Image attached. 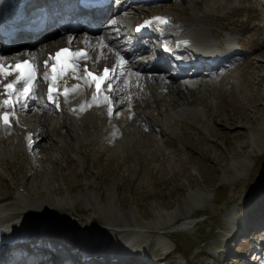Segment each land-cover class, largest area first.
Listing matches in <instances>:
<instances>
[{"label":"rangeland","instance_id":"rangeland-1","mask_svg":"<svg viewBox=\"0 0 264 264\" xmlns=\"http://www.w3.org/2000/svg\"><path fill=\"white\" fill-rule=\"evenodd\" d=\"M73 1L64 7L73 9ZM147 5H119L113 19L126 15L129 23L114 28L117 21L113 25L105 21L96 36L108 37L123 47L116 37L126 41L124 34L130 36L132 24L143 18L140 8L160 10L157 13L173 10L176 14L170 15L171 19L183 22L189 14L207 11L209 19L192 27L191 32L202 33L213 46H225L216 52L223 65L212 72L213 65L205 68L206 76L198 70V78L188 80L196 84L192 94L181 86L185 91L182 95L174 90L162 96L156 92L157 83L153 84V94L162 99L156 105L147 103L140 112L159 114L158 122L147 123L138 113L134 117L142 128L154 127L143 139L144 147L151 143V151L135 144L139 128L128 118L137 105L133 99L111 120L98 115L96 127L80 121L74 128L57 105L49 106L42 115L16 110L17 125L8 127L12 131L4 133L0 127V196L5 198L0 208L7 213L5 222L0 223V245L8 248L6 255L0 254V264H25L22 254L32 261L51 247L60 249L47 252L49 262L55 261L58 251L76 260L83 253L91 256L103 249L124 258L120 264H264V0H160ZM51 7L60 9L57 3ZM211 20L221 22L224 28L213 31L216 26L209 23ZM62 29L59 25L43 42L36 43L35 59L65 44L67 37L73 40L74 36ZM81 30L85 31L80 29V36H75L71 45L81 46L79 38L87 33ZM173 37L167 39L173 41ZM228 41L233 58L225 51ZM87 47L90 52L95 50L90 58L93 65L100 63V68L105 62L116 63L112 54L97 60L98 49L93 44ZM120 51L117 57L127 58ZM88 59L82 60L84 66ZM132 62L130 58L131 68L119 67L124 78L108 88L120 96L114 98V104L134 94H128L132 87L129 76L140 72ZM83 87L82 96L86 94ZM2 89L0 85V93ZM144 92L139 90V99ZM193 96L194 102L190 101ZM33 98L45 104L43 93ZM170 101L176 102L172 106ZM64 102L58 100V108L64 110ZM234 103L240 110L234 109ZM205 106L210 109L207 113ZM220 111L233 118L235 125L212 118ZM55 128L60 130L55 133ZM126 128L134 133L122 135ZM240 133L246 138H238ZM27 136L31 138L29 146ZM137 146L141 149L134 152ZM40 209L48 212L40 218L32 214ZM64 212L74 213L77 220Z\"/></svg>","mask_w":264,"mask_h":264},{"label":"bare ground","instance_id":"bare-ground-1","mask_svg":"<svg viewBox=\"0 0 264 264\" xmlns=\"http://www.w3.org/2000/svg\"><path fill=\"white\" fill-rule=\"evenodd\" d=\"M44 2H43V4H44ZM51 2H56L57 4L60 5V9H57V10H62V11L65 10L64 13H63L64 19H66L67 16H75L74 10H72V9H69L68 10L67 8L64 7L66 5V3H65L64 0H50L49 3H51ZM51 6H50V10H48V13L53 12V10H51L52 9ZM195 6L197 7L196 4H195ZM116 10H117V12L120 11V9L118 7H116ZM156 11L159 12L160 10H156ZM175 14L176 13L173 10H166L165 12L164 11L163 12L161 11V13H160V15L158 17L159 18H163V19L164 18H169L170 20H172L170 15H172V17H175ZM80 16H78L77 19H81ZM208 16L209 15H208L207 11H204L202 14H200V13L198 14L197 12L196 13L194 12L191 15L189 14V16L185 19L184 22L183 21H178V20L175 21L174 18H173V20H172L173 22H172L171 26L168 27L166 29V31L164 32L165 37L166 36H169L172 33L180 35V37L177 38L176 40H177V42L180 43L181 49L183 51H188L189 53H193L195 51H198V52H201L202 53V55L204 56V59L201 58V59L197 60L196 65H195L196 67H199V66L209 67V66H212V65L215 66L214 63H217V62L223 60V59H220V57L217 55L216 52H217L218 48L220 49V51L224 50L225 48H223V47H225V46H223V47L222 46L221 47L213 46L208 40H206L204 37H202V35H203L202 33L200 34L199 32H197V33L191 32V28L192 27L194 28V26L197 25L198 23H201L202 21L209 19ZM155 18L156 17H154V16H148V19H150V20L151 19H155ZM49 19H51V18H49ZM181 19H183V18H181ZM158 21H160V20H158ZM63 22H64V20H63ZM123 22L126 25L129 23V19H128V17L126 15L121 16L120 20H117V23H115V25H117V27H118V26H120V24H123ZM175 22H177V24H175ZM66 23H67L66 26H62L61 25L62 22L56 23V25H54L53 31H55L58 28V26L61 25L62 27H64V29H62L63 30V33H65V28H66L67 34H69V36H72V37L74 36L73 40H71V41H74L75 36H78V35H76V32L79 33L80 32V29H84L88 34H87L86 37L83 36L82 38H79V42H80L81 46L78 47V49L84 48L85 46H83V45L90 46V45L93 44V48L98 49V57H97V60H106V58L108 59L109 54H112L111 55L112 58L116 59V61H115L116 63H114L111 67L108 66L109 68H112L114 70V68L116 66L124 67V68H127V69L130 67L131 64H130L129 54L128 55L127 54H124L123 57L127 56V58H125L127 60H125V61H123L124 59L122 60L120 56L117 57L118 55H120L119 53L122 52V51H120V48H119L120 45L114 44V42H112V40H110V38L105 37V36L102 37L101 39L94 38L92 36V32L90 31V26H88L89 24H86L84 22L83 23L80 22V23H78V25H75V23H72V22H66ZM209 23L211 25H215L216 26V28H214L213 31H217L218 29L224 28V26L221 24V22L219 23L217 21L211 20ZM46 24L47 25H50V26L52 25V24H50V20H48ZM54 34H56V33L54 32L52 34V36ZM45 37L46 36L43 37V33L39 34L37 38H42V39H38L37 42H41V41L43 42L45 40L44 39ZM67 38H68V41H66V45L65 46H69V44L71 42L70 41L71 37H67ZM134 46L135 47H134V51L133 52H136V48H138V47L136 45H134ZM0 47L4 48V51L5 52L10 51L11 48H12V46L9 47V48H6V47H4L3 44L0 45ZM47 47H48V43L45 44V48H47ZM114 48H115V51L116 52L113 51ZM225 51L228 52L229 56H230V54H232L233 49H232V47L230 45V41H228V45H227V48H226ZM216 56H218V57H216ZM4 59L5 58L0 57V62L7 63L6 61H4ZM42 60H44V59H42ZM142 61L143 62H141V64H138V62H140V61H137L136 64H138V65L135 64V67H134V69L137 72H140V74L137 75L134 72L132 73V77L133 78L131 79V83H130V85L132 87L131 86L130 87L133 88V89L131 90V88H129V93L128 94H131L133 92L134 93L133 96L130 97V96L126 95V96L122 97V101H120L119 104L118 103L117 104H114L115 102L113 104H109L108 101H106V99H104L105 94H106V93H104L105 91L101 92V94H100L101 95L100 101L99 100L98 101L95 100L94 99V95L92 94L91 84L84 77L86 75V72H87L85 70V66H82L81 68H77V71L74 72L72 74V76H70L71 78L70 79L68 78V85H67V87L66 88L64 87V89H68L67 95H65V96H59L58 97V98L63 99V100L65 99L66 100L65 102L68 104L66 106V110H69V112L66 113V115H67V117L69 119L68 124H70L73 127L74 126L76 127V124L78 122H79V124L81 122H84V123H88L90 127L91 126L92 127H96L95 126L96 125L95 120L98 118V115L106 116V118L108 120H111V118L114 117V114L117 113L120 110V108L124 105L125 102L126 103H129V105H130V103H131V101L133 99V100L136 101L137 105H136V107L133 110L130 111L128 118L131 117V118H129L130 119L129 120L130 123H134L135 126L137 125L138 128H139V129H137V130H139L138 131L139 136L135 140V144H138L140 146L145 145V142H143L144 141L143 139L147 136V134L149 133V130L151 131L152 128H154V127L150 125V127H148L147 130L144 129V128H142L140 126V124H138V122H136L137 120L134 121V117H136L135 116V113H138V117H141L147 123L150 120H154V119L158 122L157 118H159V114H154V113L152 114L151 112H150L151 114H145L143 112H140L142 110L141 108L143 106H146L147 103L152 102L153 105H156V104H158L157 102H159L162 99V97H161V99H158L159 98L158 97L159 95L157 96L155 93L158 92L159 94H162V96H163L164 95L163 94L164 92H168L169 93V92L173 91V93H174V90H175V92H177L180 95L181 93L183 94L185 92V91L182 92V89H181V86H184L185 87V90L189 88V91L188 92L192 94L194 92V90L191 89V88L193 86H195L196 84H193L192 82H189L188 80H182V79H185L186 78V76L184 75V73L181 74V75H173L172 73H169V74H167V73L166 74H161L159 72L165 71L164 68H162V69H160L159 67L154 68L153 66H151V62H153L152 60L150 61V60L146 59L145 61L144 60H142ZM109 63H108V65H109ZM220 64H222V62H219L218 63V65H220ZM104 66H107V64L105 63ZM9 67H7L6 64L4 65L3 70L0 72V82H4L5 81V84L14 83L15 77H14V75L12 73L9 72ZM93 69L94 68H92L90 66L89 70H93ZM198 70H200V69H197L196 70V73H197ZM165 72H168V71H165ZM144 73H146L149 76L144 75ZM74 76H77L80 84H82L85 87V90L84 89L83 90H84V92L86 91V95L80 97V91H78L75 88V85L76 84H74L73 83V80H72ZM183 76H185V78H183ZM129 77H131V76H129ZM178 79H180V81H183V82H179ZM143 83H146V85L143 86ZM154 83H157L158 87L156 88L157 91L153 94V92H154L153 84ZM140 89H142V90L145 89V92H144V96L139 99V97H140L139 90ZM120 90H121V94H122V91L123 90L122 89H120ZM1 92L4 93L5 96L7 95V97L12 95V93L8 89H5V90L2 89ZM33 95L34 94L29 95V94L24 93V95L22 97V100H19L18 103H16V101H15V98L16 97H13L12 102H9L8 105H5V99H4V101L2 100L0 102V106H1L0 107V111L3 112V111L6 110L9 113H11V111H9V110H12V111L13 110H20V111H24V112H28V111L33 110V111L39 112V114H41V112H44V111H49V110H47L48 107H49V105H48L49 103L46 101L45 102L46 105L45 104H40V103H38V102H36L34 100ZM187 95H189V94H187ZM109 96H111V95L108 94V97ZM114 97H116V95H114ZM119 97L120 96H117V98H119ZM182 97H184V96H182ZM45 99H46V95L44 94V100ZM188 100L189 99H185V98H181L180 99V101H184V102L185 101H188ZM190 101H192V102L195 101L194 100V96H193V99L190 100ZM35 102L37 103V105L35 104ZM175 102L176 101H170V103L172 104V106H173V104H175ZM12 105H13V108L14 109H12ZM50 107H52V106H50ZM205 107L207 108L206 113L209 112V110H210L209 107H207V106H205ZM57 108H58V104H57ZM137 109H139V110H137ZM234 109L235 110H237V109L240 110V106L237 103H234ZM50 110H53V109L50 108ZM66 110H64V112H66ZM217 110H219V109H217ZM51 113H52V111H51ZM122 114L123 113H121V115ZM41 115H38V116H41ZM43 117H44V115H43ZM106 118H104V119H106ZM212 118L213 119L219 118V119H221L222 122L227 123V125H229V126L235 125L234 124L235 123V120L233 118H229V117H226L225 115H223L222 114V111H220V113L215 112V115ZM16 119H17V117H16ZM11 122H13L15 126L17 125L15 123L14 113L12 114ZM75 122H77V123H75ZM156 125H158V124H156ZM0 127H2L1 129H3V132L4 133H6L7 130L12 131L11 129H8V126L7 125H3L1 122H0ZM54 131L56 133L57 129L55 128ZM132 131H133V129H130L129 128V130L127 129L125 132H123L122 135L130 136V135H132L134 133ZM12 134H13V132H12ZM29 137L30 136H27L26 137L27 138V140H26L27 142H29L31 140V138H29ZM10 138H11V136H10ZM238 138L243 139V138H246V137H245V134L240 133V134H238ZM229 141H230V137L227 136V141L226 142H229ZM39 142L40 141H38V143ZM202 143L205 144L206 141L205 140H202ZM171 145L173 146V144H171ZM142 148H147V149H149V151H151V143L150 142L147 143V147H144L143 146ZM140 149H141V147L138 148V146H137V148L134 149V152H138ZM44 159L45 160H48V155H46ZM34 166H36V165H33V167ZM4 199H5L4 197L0 196V203ZM53 207L56 208L54 205H53ZM101 212H103V211H101ZM3 214H4V209L0 208V220H1L2 216H3ZM6 216H7V213H6ZM87 219L88 218H86V219L84 218L82 220H87ZM105 219H106V217H105ZM116 223L118 225V220H116ZM22 234L24 235L25 233H22ZM134 243H135V245L136 244L138 245L139 241H136ZM2 248L3 247L0 246V254H2V250L3 251L5 250V249H2ZM115 249H116V247H115ZM170 249L171 248H169L168 250H170ZM118 250H120V249H118ZM32 252L33 251H31L30 254ZM165 252H167V251H165ZM125 255L126 254H124V257H125ZM86 257L87 256H84V258L82 259V261ZM26 260L29 261V258L25 259V261ZM29 263H31V262H29ZM49 263L51 264V263H54V262H49ZM36 264H39V261H36ZM68 264H71V263H68ZM95 264H97V263L95 262ZM106 264H115V263L114 262L113 263L107 262Z\"/></svg>","mask_w":264,"mask_h":264},{"label":"snow or ice","instance_id":"snow-or-ice-1","mask_svg":"<svg viewBox=\"0 0 264 264\" xmlns=\"http://www.w3.org/2000/svg\"><path fill=\"white\" fill-rule=\"evenodd\" d=\"M157 20H160L161 23H167V20L166 19H163V18H156ZM68 50L67 49H62L61 52H58L56 55L57 57H59L61 55L62 52H67ZM74 55H77V56H81L82 58H87L86 57V53H83V52H77L75 53ZM29 67V64H28V61H24L22 62L21 64H18L16 65V69L19 70V71H23L25 68ZM3 70V66L0 65V71ZM108 72L109 70L108 69H105V76L103 77V80L104 81H107L110 77L108 76ZM89 75H91V73H89ZM93 79H98L97 77H93ZM7 88H12L13 85L12 84H8L6 85ZM99 87V85H98ZM25 91H28V88L25 87ZM5 103H8V101H5ZM3 119V122L5 124H8L9 123V114L8 113H4L2 117H0Z\"/></svg>","mask_w":264,"mask_h":264}]
</instances>
